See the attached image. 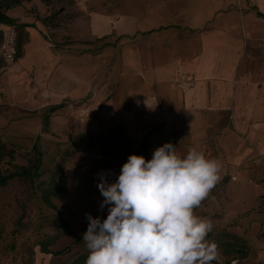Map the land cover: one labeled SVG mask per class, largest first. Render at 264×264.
I'll return each instance as SVG.
<instances>
[{
  "label": "rangeland",
  "instance_id": "374dc122",
  "mask_svg": "<svg viewBox=\"0 0 264 264\" xmlns=\"http://www.w3.org/2000/svg\"><path fill=\"white\" fill-rule=\"evenodd\" d=\"M128 1L134 2L30 0L7 12L15 26L0 25V141L14 150L0 168L26 165L33 146L42 154L37 181L0 187V264H70L88 253L83 241H74L87 229L86 214L101 219L108 214L107 206L100 208V174L111 183L129 155L152 158L147 139L118 131L114 116L103 115L100 84L82 98H70V83L57 73L60 61L96 55L102 45L113 44L90 38L89 18L102 7L120 11ZM254 49L249 54L258 65L250 70L261 74L264 48ZM206 156L222 163L221 181L195 209L214 226L208 239L219 255L212 264H264V165L248 159L228 163L210 148ZM61 176L64 193L54 196L52 178ZM43 193H51L63 223L43 204ZM45 241L50 254L41 250Z\"/></svg>",
  "mask_w": 264,
  "mask_h": 264
},
{
  "label": "crops",
  "instance_id": "0c3cea01",
  "mask_svg": "<svg viewBox=\"0 0 264 264\" xmlns=\"http://www.w3.org/2000/svg\"><path fill=\"white\" fill-rule=\"evenodd\" d=\"M88 34L113 44L60 61L70 98L100 84L103 115L152 155L170 142L264 165V71L249 54L264 48V0L128 1L91 13Z\"/></svg>",
  "mask_w": 264,
  "mask_h": 264
},
{
  "label": "clouds",
  "instance_id": "9594fccd",
  "mask_svg": "<svg viewBox=\"0 0 264 264\" xmlns=\"http://www.w3.org/2000/svg\"><path fill=\"white\" fill-rule=\"evenodd\" d=\"M221 169L198 146L182 156L168 142L150 160L129 155L114 182L100 174V208L108 214H86L85 264H212L219 255L208 239L214 226L195 209L221 181Z\"/></svg>",
  "mask_w": 264,
  "mask_h": 264
},
{
  "label": "trees",
  "instance_id": "16d2710c",
  "mask_svg": "<svg viewBox=\"0 0 264 264\" xmlns=\"http://www.w3.org/2000/svg\"><path fill=\"white\" fill-rule=\"evenodd\" d=\"M29 1L30 0H0V25L15 26L14 20L7 15V12L12 8L21 5L23 2H29ZM259 16L261 15L259 14ZM17 50L18 52L20 50L19 44L17 45ZM31 150L33 152V159L28 160L26 165L14 166L13 171H9V170L2 171V169L0 168V187L7 186L8 183L13 180H28L31 183H33L40 178L41 176L40 165H41L42 154L37 150L35 146H33ZM5 158H9L10 160H12L14 158V150L7 149L6 145L0 141V164L3 162ZM119 174L120 171L114 177L113 182L116 180ZM52 182L55 183L54 191L52 192V194L54 196H62L66 184L65 178L61 176L57 181L56 178L53 177ZM59 183H61V185H59ZM41 200L45 206L56 212V216L58 220L61 223H63L57 207L52 202L51 193H43L41 196ZM106 217L107 215L101 220L105 219ZM86 230L84 232H86ZM83 233L77 239H75L74 244H79L80 242L83 241L82 240ZM46 244H48L47 241L43 243L41 250L45 254H50ZM61 254L62 252L54 253V255H61ZM87 256L88 253L80 255L77 258H75L70 264H85Z\"/></svg>",
  "mask_w": 264,
  "mask_h": 264
},
{
  "label": "built area",
  "instance_id": "2783aa9c",
  "mask_svg": "<svg viewBox=\"0 0 264 264\" xmlns=\"http://www.w3.org/2000/svg\"><path fill=\"white\" fill-rule=\"evenodd\" d=\"M13 54H14V51L12 50L10 53H8L7 56H8L9 58H12V57H13Z\"/></svg>",
  "mask_w": 264,
  "mask_h": 264
}]
</instances>
